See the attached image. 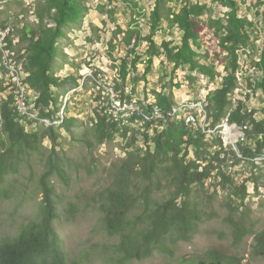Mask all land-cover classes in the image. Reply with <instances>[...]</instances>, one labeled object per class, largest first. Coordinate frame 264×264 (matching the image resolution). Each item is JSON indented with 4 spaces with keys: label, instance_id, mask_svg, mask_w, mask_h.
<instances>
[{
    "label": "trees",
    "instance_id": "1",
    "mask_svg": "<svg viewBox=\"0 0 264 264\" xmlns=\"http://www.w3.org/2000/svg\"><path fill=\"white\" fill-rule=\"evenodd\" d=\"M163 1L158 0L153 11L148 36L142 37L132 28L124 32L125 42L133 48L122 59L120 74L123 83H117L116 89L121 90L122 96L129 101H139L133 95L126 94V84L128 77L138 69L141 56H137L134 47L143 39L149 42L146 73L150 71L154 58L161 56L164 64L173 65V71L187 69L188 78L192 81L198 79L194 72L216 80L221 74L216 65L201 61L198 52L203 46L202 32L207 26L213 33L216 47L222 55L225 54L221 57L226 73L221 74L220 85L209 92L206 109L212 126L227 120L243 129L246 138H241L238 144L242 157L237 155L236 150H228L220 138H214L210 143L202 127L191 128L184 122L170 118L181 117L185 111L174 112L177 101L166 87L163 89L165 91L155 92L157 104L163 109L164 118H167L166 123H160L153 134L130 125L121 127L107 114H98L97 120L87 128L91 130V138L87 140L90 153L94 152L95 147L117 136L130 138V134L124 133L127 129L133 133V142L137 132H142L141 137L153 142L144 143L136 149H130L128 144L126 155L113 163L111 184L98 194L97 207L102 227L109 236L118 238L114 245V256L121 263L142 260L152 256L156 250L170 251L171 244L189 242L200 232V224L204 220L203 209L193 201L192 193L197 185L205 191L207 181L213 179L224 189H230L225 220L230 225L233 244L240 245L246 235H253L252 253L264 256V226L255 230L256 222L247 224V217L251 214L247 203L251 176L246 182L238 184L234 180L235 172L231 170L245 159L252 164V181L259 188L258 167L254 162L264 155V114L257 119L245 100L232 98L238 85L237 72L241 68L242 55H253V30L257 23L248 16L240 15V2L246 3L248 0H212L228 7V10L223 16L209 15L208 20L203 19L210 11L207 3L185 0L180 9L164 16L160 11ZM257 3L263 5V12L258 14L263 16L264 25V0H257ZM87 10L83 0H38L37 21L34 24L26 23L21 28L13 27L8 33L7 48L16 52L15 63L17 60L23 63L28 73L25 82L37 93L31 106L38 119L21 115L12 93L2 96L6 86L4 79L0 78V198L13 196L8 176L18 173L22 164L30 162L32 155L43 153L45 138L48 137L53 144L49 153L41 157L43 170L36 183L38 193L42 195L38 217L22 225L16 235L0 238V264H70L55 226L59 213L53 179L57 176L66 183L69 181L63 154L57 150L60 133L54 124L45 125L44 121L40 127L28 130L22 120H54L61 104L55 89L78 83L74 79V84L69 85L71 77L61 78L54 69L61 51L60 39L66 36L65 29L81 22ZM165 19L170 26L176 25L182 31L180 44L173 45L172 41L164 40L158 45L155 41L154 36ZM15 38L19 39V48ZM22 44L23 47L20 46ZM217 55L220 56L219 53ZM253 63L262 77L254 78L250 86L264 95V50L258 58H253ZM2 71L4 74L7 71L5 62L2 63ZM150 112L148 110L146 113ZM81 124L76 117L66 115L60 126L75 137L76 132L72 128ZM146 124L144 126L149 129L151 124ZM252 142L257 145L256 150H253ZM190 148L194 149V155L188 158ZM30 173L32 177L35 170ZM164 182L170 184L171 192L169 197L159 198L154 194L162 189ZM214 194H218L217 190ZM71 205L76 208L75 204ZM214 215L216 213L211 211L206 217L209 219ZM178 264H242V258L233 255L231 249L220 246L208 249L204 254L192 255Z\"/></svg>",
    "mask_w": 264,
    "mask_h": 264
},
{
    "label": "rangeland",
    "instance_id": "2",
    "mask_svg": "<svg viewBox=\"0 0 264 264\" xmlns=\"http://www.w3.org/2000/svg\"><path fill=\"white\" fill-rule=\"evenodd\" d=\"M38 0H0V31L7 25V30L21 28L26 23L34 24L37 21L36 5ZM88 10L81 22L73 23L66 30V36L60 39L61 49L54 72L61 78L71 77V85L75 80L78 82L67 88V85L56 88V92L61 99L60 110L57 118H49L41 121H25L28 130L45 125L54 124L60 133L57 150L63 154V163L68 170V183L54 177L53 183L56 187V199L58 201L59 216L55 221L56 230L59 234L60 245L66 253V259L70 264H178L189 259L192 255L204 254L208 249L223 246L231 249V253L241 256L242 264H264V256H257L252 253L254 236L246 235L240 245L233 244L230 234L229 224L225 220L228 209L226 202L230 189H224L218 182L209 179L206 189L203 191L199 186L194 187L193 201L203 209L204 220L200 224V232L189 242L179 241L169 246L170 251L156 250L153 255L142 260H132L121 263L115 256V244L118 238L109 236L102 227L101 216L97 207L98 194L101 190L111 184L112 165L118 159L126 155V147L136 149L144 145V138L137 132L135 143L130 138L117 136L114 140L103 143L90 153L88 139L91 138L90 128L92 122L98 118L99 110L97 101L93 97L97 93L102 98L103 111H110L111 100L108 89H113L122 96L121 90L116 89L117 83H123L120 68L122 59L127 56L132 45H128L125 40V31L134 29L142 37L150 34L152 26V14L157 7L158 0H83ZM185 0H165L161 3L160 11L165 16L171 11L178 10ZM195 1V0H193ZM207 3L210 11L204 15L203 19L208 20V16H223L228 7L217 1L199 0ZM263 12V5H258L257 0H248L246 3L240 2V15L248 16L257 24L253 30L252 54L242 55L241 68L237 72V88L232 98L246 101L250 110L254 112L257 119H261L264 114V95L260 90H254L250 83L254 78L260 79L262 75L258 68L254 66L253 58H258L264 50V25L263 16L258 14ZM120 29L122 31H120ZM5 32V31H3ZM3 36V35H2ZM203 46L198 49L200 59L203 62L214 64L217 71L224 75L225 65L219 48L216 47L215 39L211 30L205 27L202 32ZM2 38H0L1 40ZM17 41V48L19 39ZM158 45L164 40L172 41L173 45H178L182 40V31L178 26H170L165 19L162 27L154 36ZM0 46V73L3 61L9 62L5 73V84H13V77L16 70H23V63L14 61L16 52H11L7 48V42H2ZM114 45V48L112 47ZM23 47L24 45H20ZM149 42L143 39L135 48L137 56L141 59L137 65V71L132 72L126 84V94L133 95L141 102L126 100L128 104H133L136 108L135 115L147 112L144 106H153L157 103V94L160 91L173 93V98L177 101V110L194 114L198 121L193 123L197 128L202 127L206 138L210 141L220 138L224 146L229 150H236L238 154V144L241 138H245L242 132L235 129L227 130V127L235 124L224 120L222 123L212 126L207 112V97L211 90L216 89L221 81L222 75L216 80L194 72L198 79L192 81L188 78L189 71L179 68L173 71V65L163 63L161 56H156L151 65L150 71L146 69L147 50ZM18 50V49H17ZM24 52V50H23ZM18 53V52H17ZM220 54V56L217 55ZM222 55V57H221ZM7 65V64H6ZM92 72L83 73V68ZM188 71V73H187ZM146 74V75H145ZM75 79V80H74ZM4 97L12 93V85H5ZM36 92L31 90L30 96L34 100ZM140 107V111L137 107ZM74 116L81 125L73 126L76 136L73 137L68 131L60 126L65 117ZM33 119V118H31ZM38 119V118H37ZM44 121V122H42ZM91 123V124H90ZM138 130V122H134ZM144 119L141 121V128L146 130ZM88 131V132H87ZM142 131V130H141ZM233 139V142L231 140ZM240 139V140H238ZM52 141L47 137L44 140L42 154H48L52 147ZM228 146V147H227ZM213 150V149H212ZM194 149L190 148L188 158L194 154ZM42 154L32 155L30 162L24 163L18 173L8 176L11 184V198H0V238H9L16 235L20 227L38 217L39 203L42 198L38 193L37 177L43 170ZM46 159V157H45ZM257 165L259 176L256 188L252 181V164L245 159L239 165H234V180L238 184L248 182L250 196L247 203L251 208V214L247 217V224L256 222L255 230H260L264 226V155L254 162ZM231 164V162H230ZM242 169H239L240 167ZM35 170V175L31 177V171ZM241 170L239 173L238 171ZM168 181V179H165ZM162 187V185H161ZM258 189V190H257ZM217 190L218 194H214ZM171 187L164 182L161 190L154 195L159 198L169 197ZM71 204H75L74 209ZM214 211L216 215L207 219L206 214Z\"/></svg>",
    "mask_w": 264,
    "mask_h": 264
},
{
    "label": "bare ground",
    "instance_id": "3",
    "mask_svg": "<svg viewBox=\"0 0 264 264\" xmlns=\"http://www.w3.org/2000/svg\"><path fill=\"white\" fill-rule=\"evenodd\" d=\"M13 28V27H12ZM11 29L7 30V27L5 29H3V31H0V38H2L0 40V46L4 45L2 42L6 41L7 37H8V33L10 32ZM3 35V36H2ZM4 63V61H3ZM7 66L9 65V62H6ZM28 76V73L23 71V70H16V74L13 77V84H12V94L14 95V104L17 107V111H19V113L23 116H29L30 118L33 119H37L36 115L34 114V112L32 111V106L31 104L34 102V100L32 99V97L30 96V92L31 89L29 88L28 84L25 82V78ZM108 95L110 96V100H111V108L110 111H103L102 107L104 106L102 98H99L97 93L93 95V97L96 99L97 101V107H98V112L101 115H108L109 117H112L116 122L119 123V125L122 127L125 126H132L135 125L134 122H138L137 125H141V121L144 119V122H149L151 124V127L149 129H142L141 126L139 125V129L143 130L144 132L148 131L151 132L152 134L155 131L156 127H159L158 123V118L157 116H152V112L150 113H146V112H142L140 111V107L138 106L137 109L140 111L139 113L142 114L141 117H137L135 115L136 108L133 104H128V102L126 101H121V96L119 94H117L113 89H108ZM37 97V94H36ZM153 107H160L157 103L155 105H153ZM174 112H178L177 107L175 108ZM135 116V117H134ZM186 118H194L193 123L197 122L198 119L197 117L188 112L187 114H185ZM28 118V117H27ZM159 118H164V111L162 108H160L159 110ZM23 119H25V117H23ZM97 120V118H96ZM143 127L144 124H143ZM229 129V132H231V129H235L236 131H240L242 132L241 128L233 125L232 127L229 126L227 127V130ZM231 140L233 142V139L231 137ZM238 154H239V150H238Z\"/></svg>",
    "mask_w": 264,
    "mask_h": 264
},
{
    "label": "built area",
    "instance_id": "4",
    "mask_svg": "<svg viewBox=\"0 0 264 264\" xmlns=\"http://www.w3.org/2000/svg\"><path fill=\"white\" fill-rule=\"evenodd\" d=\"M133 41H135V40H133ZM87 72H92V71L86 69V67L83 68V73H86L87 74ZM0 78L4 79V81H5V74L0 73ZM5 85H12V84H5ZM1 94H2V96H4V93H1ZM121 101H126V100H123L122 99V96H121ZM144 107L151 110L152 116H157L158 123H166V119L167 118H159V110H160L161 107H153V106H144ZM170 118H172L174 120H178V121L184 122L189 127L193 128V120H194L195 117H193V118H186L185 115H182L181 117H170ZM117 126L118 125H116V127ZM241 130H242V135H245V133L243 132V129L242 128H241ZM125 132H127V134H130V137H132L133 133H131L128 129L127 130H124V133ZM245 138H246V136H245ZM143 143H153V142H152V140L144 139V142ZM251 145L253 147V150H256L257 145L254 142H252ZM248 182H249V184H251L250 181H248Z\"/></svg>",
    "mask_w": 264,
    "mask_h": 264
}]
</instances>
